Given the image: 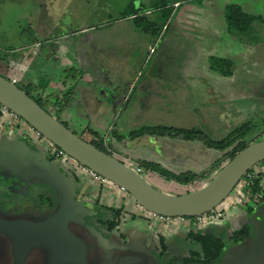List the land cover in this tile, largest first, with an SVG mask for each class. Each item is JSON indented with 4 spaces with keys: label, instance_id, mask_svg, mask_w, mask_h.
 Segmentation results:
<instances>
[{
    "label": "rangeland",
    "instance_id": "1",
    "mask_svg": "<svg viewBox=\"0 0 264 264\" xmlns=\"http://www.w3.org/2000/svg\"><path fill=\"white\" fill-rule=\"evenodd\" d=\"M175 2H178L177 6ZM231 5L240 6L245 13L255 16L249 34L239 35L228 30L224 14L226 7ZM133 8L139 10V16L151 20L150 32H144L142 23L134 22V16L124 17ZM164 10L170 11L168 17H165ZM70 33L80 34L72 38V47L66 49L62 38ZM60 36L62 38L58 40ZM80 39H84L80 45L84 43L83 57L86 63L77 56L79 49L75 50ZM48 40L50 43L54 41L59 49L50 51L46 44ZM36 41L38 44H35ZM212 58L230 60V64L223 62L219 67L230 70L232 74L227 78L219 77L220 73L210 67ZM71 64L80 70L79 78L87 68L97 66L105 76L100 88L101 96L107 102L111 101L113 106L116 100L121 103L123 97L127 96L125 109L112 125L109 114L105 112L92 120L79 114L74 95L68 104L60 105L68 89L72 86L75 89L80 84L79 78L76 81L65 71ZM158 66L166 68L163 77H176L175 73L169 71L177 69L184 71L183 74L182 71L178 72L184 78L195 74V82L204 84L209 81V76H217L218 83H224L221 90L216 86L212 90L222 92L224 100L223 97L222 100H212L209 107L195 105V111L199 112L200 108L204 112L195 114L193 128L201 129L217 140L233 132H239L240 140L246 143L264 140V0H0V75L18 78L16 85L24 90L28 85H33L36 89L30 92L35 98L38 94L53 97L50 101L55 103L56 111L51 107L48 110L76 135L87 142L97 139L103 142L104 136L110 132L113 134L109 142L114 156L128 162L132 161L133 155H146L156 160L139 161L158 164L170 173L174 172L167 166H171L173 160L197 164L198 160L206 163L213 154L212 160L221 156L223 152L205 148L195 140H177L151 133L158 125L189 129L186 125L192 123V118L189 121L180 110L185 101L172 98L165 104L157 102V109L160 110L151 116L147 114L142 124L138 122L141 113L133 110L135 93L131 90L127 92L128 86L139 68H142L141 75L144 76L148 67ZM103 75L100 73L99 79ZM157 77L153 75L151 79L158 83L160 77ZM210 79L212 83L213 79ZM50 87L54 89L50 90ZM56 97L60 100L56 101ZM205 98L203 96V101ZM142 102L141 111L144 110ZM196 103L199 104L195 95ZM150 119L161 121L153 122ZM2 122L6 125L0 124V136L19 130L7 113L2 116ZM118 127L125 132L141 128L149 131H141L132 138L125 133L118 139L115 136ZM263 164L259 162L252 169L258 171L264 167ZM67 165L70 172L75 171L84 182H88L78 194L79 198L89 203L90 200L94 201L99 185L88 179L87 168L80 164L74 166L69 160ZM151 173V170L144 168L140 175L157 189L166 192V189L150 181ZM211 176L204 177L202 184H206ZM105 186L100 202L113 206L123 203L125 210L119 226L108 235L109 241L116 245H133L142 241L154 253L162 235L167 245L166 253L177 258L198 249L187 238L190 229L227 238L230 232L239 228L246 217L241 216L242 219L237 220L235 213H240L236 210L247 199L243 194L250 188L243 179L240 180L229 196L215 208L223 209L221 219L196 224L194 217H184V225H181V217L175 220L171 218L172 223L169 224L141 206L136 207L130 194L112 182L106 180ZM229 247L235 248V245L231 243Z\"/></svg>",
    "mask_w": 264,
    "mask_h": 264
},
{
    "label": "water",
    "instance_id": "2",
    "mask_svg": "<svg viewBox=\"0 0 264 264\" xmlns=\"http://www.w3.org/2000/svg\"><path fill=\"white\" fill-rule=\"evenodd\" d=\"M0 104L82 166L130 194L142 208L166 217H195L218 207L242 177L264 161V140L252 142L221 167L203 186L180 194L151 185L123 160L85 141L41 108L9 78L0 75ZM21 171L26 182H40L54 192V205L42 214L11 213L0 208V264H158L142 245H116L86 223L97 214L75 198L76 185L43 152L23 141L0 142V175ZM264 203L250 217L253 237L238 253L226 252L220 264H264ZM145 258L148 263L139 262Z\"/></svg>",
    "mask_w": 264,
    "mask_h": 264
},
{
    "label": "trees",
    "instance_id": "3",
    "mask_svg": "<svg viewBox=\"0 0 264 264\" xmlns=\"http://www.w3.org/2000/svg\"><path fill=\"white\" fill-rule=\"evenodd\" d=\"M226 8L227 9L225 11L224 18L228 30L231 32H236L239 35L249 34L251 25L255 20V16L245 13L241 9V7L237 5L227 6ZM138 12L139 10L133 8L132 10H129L128 14H126L124 17L134 16L133 17L134 22L136 24L142 23L141 26H143L144 29L143 31L150 32L149 27L152 24L151 20H149L146 16H139ZM164 15L165 17H168L170 15V11L164 10ZM144 23H146V25H144ZM212 59L213 60L211 61L210 67L214 69V71H217L223 76H230L232 74L230 70L219 67L223 62L225 64H230V60L226 58H212ZM65 71L67 73H70V77H72L74 80L78 78L79 71L76 68L74 67L67 68ZM20 89L23 90L29 97H31L41 108H43L49 114H51L52 111L50 112L48 110V107H51L53 111L55 110L54 109L55 103L50 101L51 98H53L50 95L43 96L42 94L40 95L38 94L37 98L33 97L30 92L31 89H36L33 85H28L25 90L22 88ZM73 94H74V89L72 86V88H69L66 94L64 95L66 98H64L63 102H61L60 105L62 106L63 103L68 104L71 101ZM55 100L59 101L60 98L56 97ZM153 130L155 131H151V133H159L164 137H174L178 140H185V141L195 140L201 143L205 148H210V149L212 148L223 152L222 156L213 162L211 167L212 169L211 171H209V173L208 171L198 172V173L192 171H186L175 174L168 172L166 169L162 168L160 165L155 163L146 162V161L136 162V164L142 167L143 169L144 168L149 169L152 172L159 175L160 177H162L163 179L178 183L180 185L192 184L197 180L203 179L210 173H212L213 176L214 173L217 172V170H219L221 167H223L225 163L230 161L235 154H237L244 147L252 143V142L246 143L241 141L239 132H233L230 135H227L224 138L217 140L211 138L207 133H205L201 129L193 128V127L189 129L187 128L181 129L174 127H162L158 125L157 127L153 128ZM141 131L145 132L149 130H145L143 128L139 129L138 131L132 130L129 132L127 136L130 138L135 137L139 133H142ZM117 137L118 139H121L123 136L120 135ZM89 143L93 144L99 150L112 155L111 147H108L104 142L100 140L98 141L97 139L96 141H91ZM32 144L33 146L36 147H32L33 149L31 150H35V151L40 150L38 149L39 145L37 144V142H33ZM54 147L56 146L54 145ZM41 152H43L47 160L56 162L59 165L60 169L73 179L76 185L75 197H77V195L81 191H83L84 181L82 180V178L75 171L70 172L69 170H65L62 164L55 160L51 149H44L43 151L41 150ZM252 171L253 169L251 168L248 171V174L251 173ZM261 173L262 172H258L256 175L252 177V181H253L252 184L247 183L248 179L246 174L242 177L244 184L250 187L245 192V194L249 195L248 196L249 199L252 198V195L255 192H257L261 187H263L260 186V182H259L261 178ZM103 189L104 186L99 185L95 196L96 197L95 200L97 204L94 208L98 210V213L95 215L88 216L86 218V221L89 226H93L94 228L99 230L105 237H107L110 234V232H112L113 230H115V228L119 226L125 210H124V206L122 205L113 206L108 203L105 204L101 203L100 199L102 198L101 196L103 193ZM46 199H48L49 201L48 208H51L54 205V192L52 189H50V197L48 196L46 197ZM262 200H264V196L262 197ZM255 208L256 205L246 206V220L241 224L239 228L230 232L227 238H223L220 235H217L216 233H212V232H204V231L199 232L197 230L190 229L188 231L187 238L190 241L194 242L197 245L198 249H195V251H190V253L187 256L177 258L175 256L173 257L169 256L166 253L167 245L165 243V237L161 235L159 236V240H158V245H157L158 249L156 250V252L154 251V254L158 258L161 264H220L226 252L238 253L241 250V248L244 247L252 239L253 230H252V225L250 223V217L254 212ZM231 243L235 245V248L229 247Z\"/></svg>",
    "mask_w": 264,
    "mask_h": 264
},
{
    "label": "crops",
    "instance_id": "4",
    "mask_svg": "<svg viewBox=\"0 0 264 264\" xmlns=\"http://www.w3.org/2000/svg\"><path fill=\"white\" fill-rule=\"evenodd\" d=\"M176 3H178V2H175L174 4H176ZM77 34H80V33H70L68 35L65 34L64 38H62V36H60L57 39L59 40L62 38V40L64 41V45L67 49V48L72 47L70 41ZM83 40L82 39L77 40L79 43H78V45L76 44L77 46L75 45V50H76V48L79 49L77 52V56L80 58L81 62L86 63V61L83 57L84 51H83V45L82 44H84V43L81 44L82 46L80 45V43ZM84 42H86V41H84ZM35 44H38V41H36ZM46 44L48 45V47H49L48 49L50 51H55V50L59 49V46H56V44L54 45V41H52V43H50V40H48V41H46ZM71 67H74V65L71 64L68 66V68H71ZM164 69H166V68H164L163 66L148 67L146 72H145V75L143 76V75H141L142 74V68H139L136 75L134 74V76H133L134 80L131 82L130 86H128L127 92H129L131 90V92L134 91V93H135L134 97H133L134 99L132 102L133 110H135L136 112L139 110L141 113L140 114V120L141 121L139 120L138 122H140L142 124L143 118L147 114H148V116H151L153 113L160 110L159 108L157 109V105H156L157 102L160 104H165V102L167 100L174 98L178 101H182V102L185 101L181 105L180 110L182 111L184 116H187L186 118L189 121L191 120L190 117L192 118V121H191L192 123H189V125H186V126H189L190 128L195 127V123H194L195 121H193L195 118V114L199 113L200 111L204 112L203 110H200V108H199V112L195 111V105L197 107H199V106L200 107L201 106L209 107V106H211L210 102L212 100H214V101L217 99L222 100L223 93L222 92H215L212 90H214L213 89L214 86L218 87V89L221 90L224 83H220V82L218 83L217 76H209V81L204 83V84H203V82H200V81L195 82V74L192 77L184 78V76H181L178 74V72L182 71V70H177V69H174L173 72H172V70L169 71L170 73H175L176 77L173 78V77H170L167 75H166V77H163L162 73H163ZM86 71H85V73L82 74V77H80V78L78 77L80 80V84H78L76 86V88L74 89V94H73L74 99L76 101V106L78 108L79 114L86 116L87 119H89V120H92L93 118H95L99 114H102L105 112V113L109 114V116L111 118L110 123L112 125L113 120H115L117 117H119L120 113L123 111V109H125L124 101H125L127 96L125 95L123 97L121 103H118L116 100L114 102V106H113L111 101L107 102L101 96L100 91L102 89V84L104 83L103 79L105 76L100 71V69L97 66H93L92 69L87 68ZM79 72H80V70H79ZM104 72L106 73V69H104ZM183 72L184 71H182L181 73L183 74ZM81 73H82V71H81ZM100 73H101V75H103V78L101 77V79H99ZM153 75L154 76L157 75L160 77V79H159V77H157L159 79L158 83L156 82V80L154 78L151 79ZM210 77L213 79L212 83H210V80H211ZM219 77L227 78V76H223L221 74L219 75ZM96 78L98 79V81ZM215 78H216V81H214ZM17 80H18V78H17ZM112 80H113V78H112ZM93 82H96V83L93 84ZM87 84H90V85H87ZM97 84H99L98 87H97ZM107 84H109V83H107ZM112 85H113V83H112ZM49 89L53 90L54 88L50 87ZM157 90H159L160 92H157ZM142 93L144 94V96L142 95ZM157 94H158V96H157ZM195 95L197 98V102H199V104L198 103L195 104ZM203 96L206 97L205 101H203ZM143 97L145 99L144 102H142ZM223 100H224V97H223ZM140 102H142V104H144V106H143L144 110L143 111L140 110V105H141ZM149 105H150V107H149ZM153 105L155 107H153ZM150 120H152V119H150ZM152 121L153 122H160L161 120H159V119L154 120L153 119ZM129 132L130 131H128V132L121 131V129L118 127V129L115 130V136L116 137L120 136V135L124 136L126 134H129ZM112 135H113L112 133L108 132L104 136V138L102 139L103 142L108 147L111 145L109 142V139L111 138ZM212 156H214V154L210 156L209 160L206 163H203V162L198 160L197 164L195 162L186 163L183 160L177 159L176 161L173 160L172 165L171 166L168 165L167 167H168V169H171L170 171H172L176 174H178L179 172H183V171H185V172L186 171H192V172H196V173L208 171V173H209V171H211V169H212L211 167H212L213 162L215 160H217L218 158H220L222 155L216 156L213 160L211 159ZM131 160L137 162L139 160H149L150 161V160H156V159H152L151 157H148L146 155L142 156L140 154H137V155H133V157H131ZM211 161H212V163H211ZM166 162H170V161H166ZM174 162H175V164H174ZM180 164H182V165H180ZM263 168H259L258 172H262L259 182H260V186L264 187V170H263ZM151 174L152 175L150 177V181H152L155 184H157L158 186L166 189L165 191L168 193L180 194L183 192H188L192 188L197 189V188L204 185V184H202L203 183L202 179L197 180V181H195L189 185H180V184L175 183V182H171V183L169 182L168 183V181H164L159 175H157L154 172ZM210 174H212V173H210ZM86 184H88V182H84L83 187H85ZM195 185L197 186V188H195ZM95 186L96 185H94L93 187H95ZM106 188L108 189L109 187H106ZM260 189H262V187ZM93 193H94V191H93ZM255 193L252 195L251 199H249V197H248L249 195H247L245 193L243 194L246 196L247 199L244 201V203H242L243 205L240 206V209L236 210V212L240 211L239 214L235 213V217L237 218V220H240L241 216L246 217V206L247 205L255 206L257 204V202H255V200H254ZM121 205H123V203H121ZM121 205H119V206H121ZM228 206H230V205H228ZM231 206H232V204H231ZM245 220H246V218H245Z\"/></svg>",
    "mask_w": 264,
    "mask_h": 264
},
{
    "label": "flooded vegetation",
    "instance_id": "5",
    "mask_svg": "<svg viewBox=\"0 0 264 264\" xmlns=\"http://www.w3.org/2000/svg\"><path fill=\"white\" fill-rule=\"evenodd\" d=\"M0 124L6 125L2 122V116H0ZM9 128V127H8ZM27 131V130H26ZM25 131V132H26ZM24 131H10L9 134L1 135L0 136V142L3 140L7 141H13V140H20L23 141L30 149H33V141L31 140L30 136L26 134ZM38 151H43L44 149H41L40 146H38ZM21 171H13L11 174H8L7 176L0 175V208L4 211L11 212V213H31V214H42L50 210L51 208H48L49 201L46 199V197H50V187L45 185L44 183H34V182H26L22 181L18 174H20ZM76 194V192H75ZM43 198V199H41ZM78 200H82L77 197H75ZM42 200V201H41ZM259 201H257L256 206L261 205L264 203V200L262 198H258ZM84 201V200H83ZM86 202V201H84ZM91 207L93 209L96 206V200H90ZM97 210V209H96ZM98 213V210H97ZM88 217V216H87ZM86 217V218H87ZM85 218V220H86ZM242 217H240V220ZM264 222V218L262 219ZM87 223V221H86ZM108 239V236H107ZM109 240V239H108ZM135 246H144V243L139 241L134 243ZM153 253V252H152ZM155 256V254L153 253ZM156 257V256H155ZM139 262L148 263V260H146L144 257L138 259ZM156 260L158 264H161L156 257Z\"/></svg>",
    "mask_w": 264,
    "mask_h": 264
},
{
    "label": "built area",
    "instance_id": "6",
    "mask_svg": "<svg viewBox=\"0 0 264 264\" xmlns=\"http://www.w3.org/2000/svg\"><path fill=\"white\" fill-rule=\"evenodd\" d=\"M178 4L176 3L175 6H177ZM9 80L14 83L17 84L18 80L16 78H9ZM8 114V116H10L12 118V120H14L16 122L17 128L20 131H26L25 133L28 134L30 136V138L33 140V142H37V144L40 147H44V149H51L52 153H53V157L55 158L56 161H58L59 163L62 164L63 168L65 170H68L67 167L68 166V160L70 162H72V164H74V166H79V163H77L76 161H74L72 158L68 157L67 154H65V152H63V150H61L60 148H58L57 146L54 147V144H52L50 141H45L46 139H42L41 135L34 130L31 126H29L23 119H21L19 116H17L16 114H14L13 112H11L10 110H8L5 106H3L2 104H0V116H3L4 114ZM25 122V123H24ZM47 142V143H46ZM66 162V163H64ZM130 168H132L135 172H137L138 174L141 173L143 171V168L138 166L136 163H133V161H124ZM76 168V167H74ZM249 171V170H248ZM248 171L246 172L247 175V183L248 184H252V177L254 175H256L258 173V171L253 170L251 173L248 174ZM87 175H88V179H90V181L95 182L97 185H102L105 186L106 183V179L103 178L101 175H99L98 173L94 172L91 169L87 168ZM106 187V186H105ZM264 196V187H262V189H259L254 196V200L255 202H257L258 198L263 197ZM134 205L136 207L140 206L137 202H134ZM153 215H157L152 213ZM224 215V211L222 208L219 209H213L210 210L202 215H198L195 216L193 219L197 224L200 223H212L216 220H219L223 217ZM159 217L160 220H163V218L165 220H167V222L172 223L170 220L171 218H174L173 220H175L178 217H166V216H161V215H157ZM186 218L181 217V225H184V223H182L183 221H185Z\"/></svg>",
    "mask_w": 264,
    "mask_h": 264
}]
</instances>
